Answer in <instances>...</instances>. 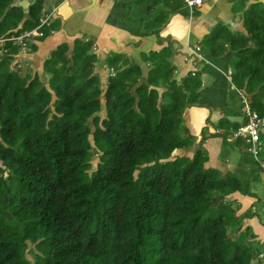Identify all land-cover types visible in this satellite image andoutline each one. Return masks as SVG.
I'll return each instance as SVG.
<instances>
[{"label":"trees","instance_id":"1","mask_svg":"<svg viewBox=\"0 0 264 264\" xmlns=\"http://www.w3.org/2000/svg\"><path fill=\"white\" fill-rule=\"evenodd\" d=\"M40 9L36 0L30 18L8 35L36 27ZM17 10L0 21V35L17 26ZM243 14L247 34L234 36L241 50L232 82L264 118V5L256 1ZM92 46L78 38L71 56L66 43L58 46L43 62L44 76L17 61L19 42H8L0 56V264H251L260 252L248 242L257 235L241 226L253 214L235 215L240 206L216 214L212 200L252 192L237 176L206 167L203 146L174 154L192 144L181 123L184 108L200 98L196 75L180 84L157 65L149 83L161 78L168 86L159 102L155 88L135 87L141 71L121 68L124 62L104 89ZM259 142L264 158L262 131ZM229 226L247 233L246 246ZM29 243L36 245L32 260Z\"/></svg>","mask_w":264,"mask_h":264},{"label":"crops","instance_id":"2","mask_svg":"<svg viewBox=\"0 0 264 264\" xmlns=\"http://www.w3.org/2000/svg\"><path fill=\"white\" fill-rule=\"evenodd\" d=\"M20 1L25 5L17 10L21 19L17 26H4L6 31L1 35L19 30L30 18L29 8L36 0H11L5 7L0 3V21ZM256 1L264 5V0H202L190 10L184 0H37L41 8L39 17L50 14L39 29L45 36H40V40L37 39L40 37L34 38L35 42L31 40L36 49L26 52L21 49L17 61H21L23 67L32 64V71L37 70L44 76L43 62L58 46L66 43L69 47L66 53L71 56L76 39L90 38L93 40L90 52L96 54L93 70L100 75L104 89L111 70L125 62L121 68L138 66L141 71L135 87L145 84L150 89L155 88L159 102L168 86L162 84L161 78L158 86L149 83L150 71L157 65L164 71H173L170 79L180 84L184 78L196 75L200 98L184 108L181 123L192 144L185 150L176 149L174 154L192 155L203 146L208 154L205 166L220 169L225 175L233 166L219 160L225 142L222 133L227 132L220 121L225 114L241 113L228 111L230 91L238 95L244 92L232 82L235 57L241 50L234 36L247 34L243 11ZM157 5L166 8L159 6L153 15ZM246 96L250 101V95ZM241 110L244 113L243 108ZM261 131L264 132V122ZM227 196L236 202L243 201L244 206L238 213L245 210L252 199L251 195L239 191ZM247 225L254 234L264 236V226L246 219L244 228Z\"/></svg>","mask_w":264,"mask_h":264},{"label":"rangeland","instance_id":"3","mask_svg":"<svg viewBox=\"0 0 264 264\" xmlns=\"http://www.w3.org/2000/svg\"><path fill=\"white\" fill-rule=\"evenodd\" d=\"M239 6V5H237ZM259 8V7H258ZM26 30L21 31L18 35L22 34L25 31H32L34 29L28 30L27 28H25ZM17 36V35H15ZM34 36L31 37H26L25 38V43L21 44V49H23V52L25 50H27V46L26 44H28L31 40L33 42L36 41V39H33ZM16 42V41H15ZM0 54L2 55V51L0 52ZM0 55V56H1ZM110 57H113L112 55H110ZM110 60V59H109ZM29 67L32 66V64L28 65ZM11 69H13V65H10ZM110 72V71H109ZM111 73H114V71L111 70L110 74L107 76V79L109 78V76H111ZM199 76V74H198ZM48 76L45 80V83L47 84V80H48ZM231 95H230V105L231 107L229 108V112H242L241 108H243L244 104L242 102V98L240 95L236 94V92L234 90H231ZM261 100L264 102V92H261L259 94ZM90 122V121H89ZM221 125H224V130H227L229 133V135H227L228 138H226V141L224 142V148H222V154L219 158V160L222 163H228L231 166H233L232 170L227 172L229 175L232 174L233 176H237V178L242 182V188L243 189H247L249 191L252 192V199L250 200L249 205L246 207L245 210H249L251 212V214H253L252 217H247L244 218L242 221V227L241 229L243 230L244 228V224H245V220H249L251 221V223H257L260 224L261 226H264V210H263V200H264V179H262V172H264V170L259 169L256 165V163L254 164L249 155L247 153H243L241 151V146L244 148L246 145L245 143H243L244 141H242L241 139L237 140L234 137H231V132L234 130V128H236V125L233 123H229L228 121H226L224 118L221 119L220 121ZM226 135V134H225ZM237 142H239L240 144H238ZM194 145V144H193ZM263 148V146H262ZM191 155V154H188ZM260 157H262V155L260 154ZM263 158V157H262ZM93 163L96 164V159L93 160ZM217 169V168H216ZM221 172L220 177H223L224 175H222V171L220 169H218ZM226 173V174H227ZM225 174V175H226ZM249 179V182L246 183L245 180ZM220 195L217 194L215 196H213V208L216 211L215 213L218 214V212H229L230 208L232 209H237V207L240 206L239 209L242 208L243 205V201L240 200L238 202H236L235 200L230 201L229 197L226 196L225 197V203L222 206L221 204L224 201H220V200H216V203L214 202L215 198H218ZM4 198H2V202H4ZM235 211V215L240 216L242 215L245 211L243 210L241 213H238V210ZM213 213V215L215 214ZM253 226V224H251ZM228 233H232V236H236V238L238 239L240 236L243 237V242L244 245L246 246V238L248 237L247 233H243V232H239L237 230H235L234 227L229 226L227 229ZM252 242V243H251ZM249 241L248 245L252 246V249L254 251L255 247L257 248L258 251L262 250L263 255L261 258V260L259 261V259H257L255 257L254 260L251 261V264H264V236L261 238L259 237V235H257V238L255 240ZM36 250V245L29 243L27 245L26 248V257L29 259H33V254L31 253V250Z\"/></svg>","mask_w":264,"mask_h":264},{"label":"built area","instance_id":"4","mask_svg":"<svg viewBox=\"0 0 264 264\" xmlns=\"http://www.w3.org/2000/svg\"><path fill=\"white\" fill-rule=\"evenodd\" d=\"M186 6L192 10L194 6H198L201 4L202 0H184ZM50 14H45L43 17H39L38 26L34 28L32 31H25L20 35L15 36V34L9 35H1L0 36V52L4 51V47L8 42H19L24 44L26 37L31 36H41L42 32L39 28L47 22ZM244 101V115L245 119L242 124L238 126L235 130L233 137L236 139H243L245 142L250 143L247 147V152L250 154L251 158L254 162L258 163V165L264 169V160L260 159V152H261V144L260 140V129L262 127L264 119L259 116V114L250 107L248 101L243 97ZM263 210H264V200H263Z\"/></svg>","mask_w":264,"mask_h":264},{"label":"water","instance_id":"5","mask_svg":"<svg viewBox=\"0 0 264 264\" xmlns=\"http://www.w3.org/2000/svg\"><path fill=\"white\" fill-rule=\"evenodd\" d=\"M18 5L21 6L22 8H25L24 3H22L21 1L18 3ZM159 6H161V8H163V9L166 8V7L162 6V5H157V6L155 7L154 12L152 13L153 15H154L155 13H157V11L159 10ZM225 117H226V118L229 120V122H231V123L241 124V123L243 122V120H244L245 115H244L243 112H241L240 114H237V115L225 114ZM217 199L220 200V201H223V200L225 199V197H224L223 195H220L218 198H215V200H214L215 203H216V200H217Z\"/></svg>","mask_w":264,"mask_h":264},{"label":"clouds","instance_id":"6","mask_svg":"<svg viewBox=\"0 0 264 264\" xmlns=\"http://www.w3.org/2000/svg\"><path fill=\"white\" fill-rule=\"evenodd\" d=\"M43 25H44V24H43ZM43 25H42V26H43ZM37 26H38V24H37ZM37 26H36V27H37ZM42 26H41V27H42ZM36 27H35V28H36ZM41 27H40V28H41ZM40 28H39V29H40ZM36 37H38V35H35V36L33 37V39L36 38ZM12 43H13V42H12ZM111 75H112V73H111ZM240 95H241V97H242V102H243V104H244L243 97H245V96L243 95L242 92H240ZM245 99L248 101V99H247L246 97H245ZM248 103H249V101H248ZM249 104H250V103H249ZM250 107H251V106H250ZM243 110H244V106H243ZM262 118H263V117H262ZM244 119H245V117H244ZM263 119H264V118H263ZM243 122H244V120H243ZM243 122H242V123H243ZM263 122H264V121H263ZM242 123H241V124H242ZM239 125H240V124H239ZM260 132H261V129H260ZM237 140H238V139H237ZM246 151H247V150H246ZM261 151H262V145H261ZM248 154H249V153H248ZM260 154H261V152H260ZM260 154H259V156H260ZM249 156H250V154H249ZM250 158H251V156H250ZM251 159H252V158H251ZM260 159H261V160H264V158H262V157H260ZM252 160H253V159H252ZM253 162H254V161H253ZM254 163H256V162H254ZM256 164H257V166H258L259 169L264 170L263 168H261V167L258 165V163H256ZM259 252H260V254L258 255L257 259H259V261H260L261 258H259V257H262L263 252H262V250H260Z\"/></svg>","mask_w":264,"mask_h":264}]
</instances>
